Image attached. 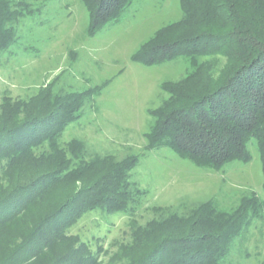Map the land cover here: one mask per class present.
<instances>
[{"label":"trees","instance_id":"trees-1","mask_svg":"<svg viewBox=\"0 0 264 264\" xmlns=\"http://www.w3.org/2000/svg\"><path fill=\"white\" fill-rule=\"evenodd\" d=\"M22 1L0 0V52L14 43L20 19L35 13ZM83 2L94 35L120 22L134 0ZM180 8L182 18L132 56L146 66L179 57L190 63L182 80L163 86L170 96L151 113L149 144L219 169L249 163L255 141L264 174V0H180ZM91 95L41 90L2 99L0 264H234V242L264 210L255 193L232 209L213 200L189 214L159 208V218L131 223L130 240L110 257L70 234L90 212L130 214L142 199L129 182L137 159L88 158L83 144L60 141Z\"/></svg>","mask_w":264,"mask_h":264},{"label":"rangeland","instance_id":"rangeland-1","mask_svg":"<svg viewBox=\"0 0 264 264\" xmlns=\"http://www.w3.org/2000/svg\"><path fill=\"white\" fill-rule=\"evenodd\" d=\"M22 8L35 13L20 19L14 43L0 52V103L5 96L28 99L41 90L62 96L89 91L91 97L63 131L61 143L83 144L88 158L137 159L129 182L139 187L142 199L133 211L90 212L70 234L92 245L93 251L102 247L104 258L130 240L131 223L145 225L159 218V208L189 214L213 200L232 209L253 193L264 203V174L255 141L248 144L249 163L219 169L196 166L177 148L149 144L156 124L151 113L170 96L163 86L182 80L190 63L179 57L146 66L132 56L160 28L182 18L180 0H134L120 22L94 35L89 33L90 12L83 0H27ZM234 246V264L264 263V210Z\"/></svg>","mask_w":264,"mask_h":264}]
</instances>
